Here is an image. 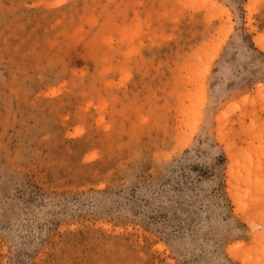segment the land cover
Wrapping results in <instances>:
<instances>
[{
    "label": "rangeland",
    "instance_id": "1",
    "mask_svg": "<svg viewBox=\"0 0 264 264\" xmlns=\"http://www.w3.org/2000/svg\"><path fill=\"white\" fill-rule=\"evenodd\" d=\"M0 264H264V0H0Z\"/></svg>",
    "mask_w": 264,
    "mask_h": 264
}]
</instances>
